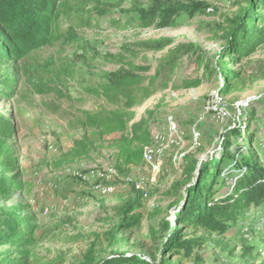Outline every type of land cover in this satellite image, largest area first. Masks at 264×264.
<instances>
[{"label": "rangeland", "instance_id": "1", "mask_svg": "<svg viewBox=\"0 0 264 264\" xmlns=\"http://www.w3.org/2000/svg\"><path fill=\"white\" fill-rule=\"evenodd\" d=\"M202 1L217 15L182 17L175 28L146 29L137 11L148 10L153 0H69L70 8L58 19L56 34L61 39L56 44L21 62L0 63V117L16 129L10 143L18 151L24 184L23 191L11 200H0V210L13 205L29 207L40 227L36 252L41 264L79 262L94 235L104 234L116 222L115 209L131 195V184L147 196L139 211L141 226L123 235L127 242L121 250L157 258L165 223L172 221V205L181 200L174 197L172 185L182 179L188 164L185 156L203 161L214 155L224 130L241 123L252 111L256 113L250 132L254 141L244 144V154L252 146L264 164V44L231 67L241 79L234 93L220 95V76L205 68L225 45L216 24L222 22L221 16L232 18L239 13L247 0ZM160 38L172 39L173 47L193 43L200 48L204 65L184 57L172 86L196 80H202V85L158 91L135 109L137 120L153 112L154 142L146 148L147 165L132 167L123 178L114 169L113 142L119 135L94 141L91 131L77 129L76 120L84 111L114 109L89 91L106 74L132 64L147 69L145 76L153 75L168 50L147 52L138 44ZM32 81L48 88V93L39 94ZM84 134L93 140V151L69 162L66 155ZM232 168L229 164L225 169V190L237 177ZM106 246L104 256L109 251ZM200 254L208 264L263 262L264 204L224 235H209Z\"/></svg>", "mask_w": 264, "mask_h": 264}, {"label": "trees", "instance_id": "2", "mask_svg": "<svg viewBox=\"0 0 264 264\" xmlns=\"http://www.w3.org/2000/svg\"><path fill=\"white\" fill-rule=\"evenodd\" d=\"M69 0H0V63H18L32 53L53 46L61 37L56 26L62 12L69 9ZM202 0H153L148 10H139L142 26L146 29L175 28L182 17H212L215 9ZM216 24L225 45L214 61L205 68L217 73L222 81L220 95L235 91L240 73L231 67L252 56L264 44V0H247V5L232 18L221 16ZM147 52H163L166 57L151 76L147 69L132 64L105 75L97 88L89 90L96 97L105 99L112 110L84 111L76 120L77 129L91 131L94 141L119 135L113 142L114 169L127 178L132 167L147 165L146 148L154 142L151 121L153 112L137 120L135 109L141 107L158 91L190 90L202 85V80L186 81L172 86L173 75L179 62L186 56L204 65L200 48L193 43L179 44L169 38L146 40L138 44ZM165 74V78H160ZM14 83V80H13ZM39 94L49 89L36 81L31 82ZM38 85V86H37ZM171 85V86H170ZM256 120L252 111L242 122L224 130L219 150L201 161L186 157L188 164L182 179L173 183L174 197H181L185 190L186 203H174L172 221L165 223L166 234L157 249V258L130 254L122 251L127 242L123 236L141 226L143 207L147 193L131 184V195L115 209L116 222L104 234H95L94 240L76 264H208L200 254L209 235H224L228 229L244 221L252 209L264 204V164L259 152L246 149L253 144L251 128ZM16 137V129L6 118L0 117V200L9 201L23 191L21 164L18 151L10 141ZM93 140L86 134L74 142V148L66 155L69 162L82 159L93 151ZM199 164V165H198ZM233 165L237 173L230 188H224L225 169ZM188 184H191L187 187ZM40 227L29 207L13 205L0 210V264H41L36 252L40 245ZM104 243L109 249L104 256ZM64 261H61L62 264ZM264 264V261L259 263Z\"/></svg>", "mask_w": 264, "mask_h": 264}, {"label": "water", "instance_id": "3", "mask_svg": "<svg viewBox=\"0 0 264 264\" xmlns=\"http://www.w3.org/2000/svg\"><path fill=\"white\" fill-rule=\"evenodd\" d=\"M201 161H199V163H200ZM199 165V164H198ZM191 184H188L187 185V187H189ZM186 200H187V196H186V194H185V190L183 189L182 190V193H181V200L179 201V206H182V205H184L185 203H186Z\"/></svg>", "mask_w": 264, "mask_h": 264}]
</instances>
